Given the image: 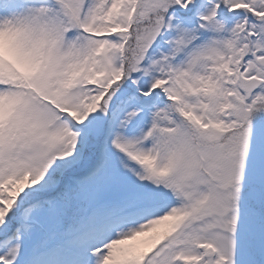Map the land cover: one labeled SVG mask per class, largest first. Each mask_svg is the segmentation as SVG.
Returning a JSON list of instances; mask_svg holds the SVG:
<instances>
[{
  "label": "snow or ice",
  "instance_id": "6c2138e0",
  "mask_svg": "<svg viewBox=\"0 0 264 264\" xmlns=\"http://www.w3.org/2000/svg\"><path fill=\"white\" fill-rule=\"evenodd\" d=\"M0 264H264V0H0Z\"/></svg>",
  "mask_w": 264,
  "mask_h": 264
}]
</instances>
